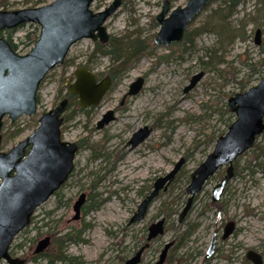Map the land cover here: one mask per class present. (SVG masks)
Listing matches in <instances>:
<instances>
[{
    "label": "rangeland",
    "instance_id": "rangeland-1",
    "mask_svg": "<svg viewBox=\"0 0 264 264\" xmlns=\"http://www.w3.org/2000/svg\"><path fill=\"white\" fill-rule=\"evenodd\" d=\"M5 1L6 6H0V10L33 7L35 0ZM51 1L46 0L47 3ZM111 1L94 0L91 9L101 10ZM163 1L122 0L117 11L105 22L107 32L111 37L127 36L129 40L155 36L159 27L154 16L160 11ZM169 1L171 7H176L183 6L187 0ZM224 1L210 3L188 27L199 31L192 47L182 42L180 46L154 44L149 55L133 63L119 77L108 98L94 109L89 121L85 114L75 111L74 106L67 109L61 137L82 142L74 158L73 172L57 194L37 208L30 226L14 237L10 246L12 255L23 256L26 264H47L45 258L30 259L37 241L46 232L57 230L63 234L87 224L89 226L81 234L83 241L68 242L66 255L77 257L83 264H122L120 258L130 255L142 229L154 221L162 204L175 212L168 217V231L144 255L141 264H153L158 258L159 247L166 241L177 240L191 223L196 224L194 231L172 251L173 260L169 264H206L205 252L212 233L219 236L222 232V228L219 230L220 222L228 220L235 222V233L227 241H217V253L210 264H247L244 261L247 250L253 248L261 252L264 246V171L253 166L251 173L247 167L252 149L234 162L239 173L230 179L221 197L222 202H226L224 212L214 210L211 205L212 188L225 170V167H220L194 196L184 222L178 224L176 220V212L187 198L185 188L190 173L213 148V144L208 142L209 136L217 137L227 130V114L221 115L220 108L231 92L238 91L237 81L251 77L249 86H252L262 76L263 67L252 73L247 64L264 57V0L240 3L232 16L223 20L213 10ZM256 28L261 30L259 45L254 43ZM34 30L38 31L36 24L24 23L11 32L10 39L16 45L17 53L25 54L32 48L34 42L28 40L26 34ZM8 34L4 31L0 35L7 39ZM93 46L94 42L88 38L79 40L71 46L63 64L47 73L39 87L38 107L34 115H23L13 123L4 118L2 132L10 135L17 127L22 128L18 135L8 137L4 151L33 131L39 114L51 109L61 98L57 96L59 89L61 96L65 94L67 84L62 86L60 79L67 78L78 64L89 63L96 70H104L108 66L110 60L106 56L87 62ZM166 55H169L167 59H158ZM200 71L204 76L192 90L184 93L191 76ZM145 73L141 91L125 100L124 108L115 113V120L97 130L95 122L100 115L107 108L119 106L128 84ZM144 125L152 127L151 134L130 151L125 142ZM263 140L264 132L256 142ZM180 157L186 158L185 163L168 190L153 201L141 223L129 226L123 233L122 227L141 199L138 191L168 172ZM250 165L255 163L252 161ZM81 192L89 195V201L84 205L86 212L79 220L71 221L73 202ZM0 264L5 262L0 261Z\"/></svg>",
    "mask_w": 264,
    "mask_h": 264
},
{
    "label": "water",
    "instance_id": "water-1",
    "mask_svg": "<svg viewBox=\"0 0 264 264\" xmlns=\"http://www.w3.org/2000/svg\"><path fill=\"white\" fill-rule=\"evenodd\" d=\"M94 0H53L52 2L16 10H0V31L17 27L23 23H34L39 27L37 39L25 54H18L9 42L0 36V261L6 264H24V259L12 257L8 250L14 237L29 222L34 210L44 202L66 180L73 167L77 151L74 142L63 141L60 126L68 101L61 99L53 108L38 116V125L23 140L7 151L1 150V129L3 118L10 122L19 117L32 116L37 112V92L46 74L61 65L70 49L77 41L89 38L105 43L109 34L105 21L117 10L122 0H113L104 9L93 11L90 6ZM211 2V0H187L183 6L170 7L164 0L160 11L155 15L159 28L154 37L156 45L168 46L181 42L189 23ZM260 30L255 32V43L259 44ZM204 76L200 71L189 80L184 93L192 90ZM144 79L138 76L126 95H136L142 88ZM108 77L97 82L96 75L84 66L74 70V79L67 91L76 95L79 107L97 105L108 90ZM227 107L234 114L224 134L220 135L205 159L190 173L186 187L189 195L182 208L179 220L185 216L192 205L193 196L200 192L205 181L215 171L226 165L225 173L213 186L212 198L216 201L228 181L233 177V162L249 150L256 138L264 132V74L259 81L242 92H236L227 99ZM113 111L108 110L98 121L97 128L113 120ZM148 126L138 128L126 145L134 148L151 133ZM185 163L180 157L163 176L157 177L152 190L141 200L129 219V224L139 222L145 216L150 201L161 189L172 181ZM84 201L81 194L74 204V219L79 217V208ZM163 219L149 227L148 239L162 232ZM233 223L224 228L223 238L232 231ZM215 236L209 249L213 248ZM48 240H40L35 251H41ZM142 248L129 258L125 264H136ZM166 247L160 254V264ZM246 257L254 264H262L259 253L250 250Z\"/></svg>",
    "mask_w": 264,
    "mask_h": 264
},
{
    "label": "trees",
    "instance_id": "trees-1",
    "mask_svg": "<svg viewBox=\"0 0 264 264\" xmlns=\"http://www.w3.org/2000/svg\"><path fill=\"white\" fill-rule=\"evenodd\" d=\"M215 0H211V3L214 2ZM247 0H225L221 5H219L215 10H213V13L217 16H220V19H227L232 16V14L235 11V7L240 4L244 3ZM259 2H262L263 0H258ZM47 3L46 0H35L33 6H38ZM0 6L5 7L6 6V1L5 0H0ZM196 18L192 20V22L188 25V27L194 22ZM153 20V19H152ZM154 25L155 22L153 21ZM22 26V25H20ZM19 27V26H18ZM16 27V28H18ZM186 28L182 40V44L186 45L188 43L191 47L193 45L195 37L198 35V30L196 29H188ZM14 28V29H16ZM14 29L7 30L9 32L7 39L10 42L11 46L13 48L16 47V45L11 42L10 36L11 32L14 31ZM257 29V28H256ZM37 30L28 32L26 34V38L32 42H34L37 38ZM137 34V32H135ZM153 37L146 38V39H140L139 37L133 38V39H128L127 36L125 38H114V37H109V39L105 43H99L95 42L93 49L87 56V62H91L95 57L98 56H106L109 60L110 63L106 67V73L110 75V77L115 81L118 77H120L121 74L125 73L127 69L135 62H137L140 58L147 56L150 54V49L153 47L154 42H153ZM123 39L125 41L123 42ZM181 43V42H180ZM177 46H180V44H175ZM263 48H261L262 50ZM169 55L166 56H159L158 59H167ZM83 64H78L77 66H80ZM89 70L92 69V67L89 65V63L84 64ZM249 69L251 70L252 73H256L260 67H263L262 74L264 73V57L259 59L257 62L254 63H249L247 64ZM206 67V65H205ZM208 69V68H207ZM260 72V71H259ZM100 75H103L104 72H100ZM73 72L67 77V78H61L60 82L62 86L66 85V88L70 81L73 79ZM251 77L247 78H242L238 83V91L242 92L244 91L247 87H249L251 83ZM61 89L58 91V97L61 96ZM230 94H233L231 92ZM228 95V93H226ZM64 96L68 97L69 100V107L74 106V110L80 113H87L86 109H82L77 107L76 103V96H71L65 92ZM221 110V115L227 114V118L225 120L226 127L231 123V121L234 118V115L228 110L227 104H223V107L220 108ZM22 131V128L17 127L12 131L10 134L11 136H16ZM220 133L219 135H221ZM9 134L2 132V141H1V148L4 147V145L7 142L8 137L10 136ZM218 135V136H219ZM217 136V137H218ZM213 135L209 136V143L214 144L216 138ZM82 142H79V145L81 146ZM252 157L248 161L247 167L250 169V172L253 173V166H256L260 168L262 171H264V140L255 142L254 145L252 146ZM254 162L255 165H250L251 162ZM238 168L236 164L234 163V174H238ZM223 202H211L212 207L214 210H222L224 204ZM54 235H56V232H53ZM80 233L81 229H77L74 232H69L65 234L64 236H54L52 244L48 251L44 254L37 255L33 259H37L40 256H44V258L47 260L48 264H55L56 262H60L62 264L63 262H68V263H77V264H83L81 260H79L77 257H71L66 255L65 249H64V243L68 240H72L74 242H78L81 240L80 238ZM244 260H246L244 258Z\"/></svg>",
    "mask_w": 264,
    "mask_h": 264
},
{
    "label": "flooded vegetation",
    "instance_id": "flooded-vegetation-1",
    "mask_svg": "<svg viewBox=\"0 0 264 264\" xmlns=\"http://www.w3.org/2000/svg\"><path fill=\"white\" fill-rule=\"evenodd\" d=\"M113 1V0H112ZM111 1V2H112ZM110 2V3H111ZM110 3H108V4H110ZM122 3V2H121ZM107 4V5H108ZM106 5V6H107ZM106 6H104L102 9H104ZM120 7V6H119ZM118 7V8H119ZM117 8V9H118ZM101 9V10H102ZM99 11V10H98ZM117 11V10H116ZM115 11V12H116ZM114 12V13H115ZM113 13V14H114ZM112 14V15H113ZM7 30H11V29H6V30H3V31H0V34L2 33V32H4V31H7ZM261 31V30H260ZM255 32L256 31H254V43H255ZM109 37H110V35H109ZM109 39V38H108ZM91 41H93V40H91ZM96 41H98V40H96ZM96 41H93L94 43L96 42ZM10 43V42H9ZM260 43V42H259ZM256 44V43H255ZM11 45V44H10ZM12 47V46H11ZM13 48V47H12ZM14 50H15V48H13ZM84 65V64H83ZM106 69L107 68H105L104 70H96V69H91L93 72H94V74L96 75V77H97V82L98 81H100L101 79H103V78H106V77H108L109 79H110V85H109V88H108V90L106 91V93L104 94V96H103V98H102V100L97 104V105H90V106H87V107H79V105H78V99H77V96L76 95H71L70 93H68V91H67V88H66V91H67V93L69 94V95H71V96H76V103H77V107H79V108H82V109H86L87 110V113H83V114H85L86 115V117H87V120L89 121L90 119H91V116L94 114L93 113V111H94V109L104 100V99H106V98H108V94H109V92L113 89V86H114V84H115V82L119 79V77L115 80V81H113V79L110 77V75L108 74V73H106ZM100 72H104V74L103 75H100L99 73ZM124 74V73H123ZM123 74H121L120 75V77L123 75ZM146 74L147 73H145L144 75H138V76H142L143 77V79H144V81H145V76H146ZM138 76H136L131 82H133ZM192 77V76H191ZM131 82L128 84V88H127V90L124 92V94L121 96V99H120V102H119V106H117V107H112V108H107L106 109V111H104L101 115H100V117L96 120V122H95V128L97 129V130H100V129H102L103 127H105L106 125H108L110 122H112L113 120H115V118H116V115H115V113L118 111V110H121V109H123L124 107H122V105L124 104V102H125V100L127 99V98H129V97H131L130 95H126V93H127V91H128V89H129V85L131 84ZM199 82V81H198ZM197 82V83H198ZM189 83V82H188ZM188 85V84H187ZM186 85V86H187ZM196 86V85H195ZM185 88V87H184ZM140 92V91H139ZM138 94V93H137ZM134 96V95H133ZM59 97H61L60 99H59V101L61 100V99H63V98H66L67 99V101H68V104H67V107H66V109H65V111L62 113V117H63V120H62V123H61V126H60V132H61V135H62V132H63V124H64V122H65V120H66V118H67V115H66V111H67V109L68 108H70V107H72V106H70L69 107V100H68V97L67 96H64V95H62V96H59ZM58 101V102H59ZM57 102V103H58ZM56 103V104H57ZM55 104V105H56ZM108 110H112L113 111V120H111V121H109L107 124H105L103 127H101V128H97V123H98V121L99 120H101L102 119V116H103V114L104 113H106ZM76 111V110H75ZM145 126V125H144ZM146 126H148V125H146ZM143 127V126H142ZM148 127H150V126H148ZM151 129H152V127H150ZM137 130V129H136ZM135 130V131H136ZM134 131V132H135ZM133 132V133H134ZM152 132V131H151ZM132 133V134H133ZM132 134L130 135V137L132 136ZM151 134V133H150ZM61 135H60V137H61ZM129 137V138H130ZM149 137V136H148ZM147 137V138H148ZM129 138L127 139V141L129 140ZM146 138V139H147ZM61 139H62V137H61ZM145 139V140H146ZM63 141H67V140H64V139H62ZM144 140V141H145ZM127 141L125 142V147H128V149L131 151V150H133V149H135L136 147H138L139 145H141L142 143H140L138 146H136V147H134V148H130V146L131 145H126V143H127ZM68 142H74V141H68ZM79 142L80 141H78V142H74V143H76V145H77V151H78V149H79V147H80V145H79ZM77 151H76V153H77ZM76 153H75V155H76ZM74 158H75V156H74ZM185 158V157H184ZM185 160H186V158H185ZM183 166V165H182ZM73 168H74V159H73V167H72V170L70 171V173L68 174V176H67V178H66V180L53 192V194L52 195H50L49 197H51V196H53V195H55V194H57V192H58V189L60 188V187H62L66 182H67V180L69 179V177L71 176V174H72V172H73ZM180 171V170H179ZM178 171V172H179ZM224 172H225V170H224ZM167 173V172H166ZM165 173V174H166ZM164 174V175H165ZM177 174V173H176ZM224 174V173H223ZM222 174V175H223ZM221 175V176H222ZM163 176V175H162ZM176 177V175L174 176V178ZM157 178V177H156ZM155 178V179H156ZM173 178V179H174ZM154 179V180H155ZM173 179H172V181H173ZM220 179H221V177H220ZM219 179V180H220ZM171 181V182H172ZM154 182V181H153ZM153 182H152V184H153ZM171 182L166 186V188L165 189H161L160 191H159V193L150 201V203H149V205H148V208H147V211H146V213H145V216H144V218L142 219V220H140L139 222H133V223H128L129 222V219H130V217L132 216V214L134 213V211L136 210V208H137V206H138V204L141 202V200L152 190V184L151 185H148L147 187H144V188H142V189H140L138 192L140 193V201H139V203L137 204V206H136V208H135V210L132 212V214L130 215V217L128 218V220H127V222L125 223V225L122 227V232L123 233H126L127 231H128V228H129V226H131V225H134V224H139V223H141L145 218H146V216H147V214H148V210H149V208H150V206H151V204L153 203V201L155 200V199H157L158 197H159V195L161 194V193H163V192H165L166 190H168V188H169V186L171 185ZM227 186V185H226ZM187 187V186H186ZM225 191H226V187L223 189V191H222V193H221V195H220V197L216 200V201H214L213 200V198H212V193H211V202H220V201H222L221 200V197L223 196V194L225 193ZM185 193H186V195H187V198H188V194H187V192H186V188H185ZM199 193V192H198ZM81 194H83L84 195V201H83V203L81 204V206H80V208H79V217L77 218V219H74L73 217H74V215H75V210H74V204H75V202L78 200V198H79V196L81 195ZM197 194V193H196ZM195 194V195H196ZM48 197V198H49ZM47 198V199H48ZM187 198H186V200H185V202H184V204H183V206L181 207V209H179L177 212H176V220H177V223L178 224H182V222H184V220H185V218H186V216H187V214H188V212H189V210H190V208H189V210L187 211V213L185 214V216L182 218V220H179V215H180V213H181V211H182V208L184 207V205L186 204V201H187ZM194 196H193V200H194ZM46 199V200H47ZM45 200V201H46ZM44 201V202H45ZM87 201H89V195L88 194H86L85 192H81V193H79V195H78V197L76 198V200L73 202V205H72V209H73V215H72V217H71V221H77V220H79L80 218H82V214L84 215L85 214V212H86V210H85V208H84V205H86V202ZM44 202H42L40 205H42ZM222 204H224V206H223V209L222 210H217L216 209V211H218V212H224L225 211V205H226V202H223ZM39 205V206H40ZM212 205V204H211ZM38 206V207H39ZM192 206V205H191ZM37 207V208H38ZM37 208L34 210V212H33V214L31 215V218H30V222H29V225L28 226H30V224L33 222V219H34V215H35V211L37 210ZM213 208V207H212ZM90 209V208H89ZM175 211L173 210V209H170V208H168L165 204H162V206H161V208H160V211H159V213H158V215H155L154 216V221H152V222H149L147 225H146V227L144 226V228L142 229V234L139 236V238L136 240V243H135V246H134V249L132 250V252L130 253V255H127V256H123V257H121L120 258V260L122 261V264H125V262L129 259V258H131V257H133L135 254H136V252L137 251H139L141 248H142V252H141V254H140V257H139V261L136 263V264H141L142 263V261H143V257H144V255L149 251V250H152V248H153V245H154V243H156L158 240H160L164 235H165V233L168 231V229H169V226H168V217L172 214V213H174ZM153 218V217H152ZM160 219H163V223H162V227H163V229H162V232L161 233H158V234H156V235H154L152 238H150V239H148V234H149V227H150V225H152L153 223H155V222H157L158 220H160ZM228 222H232L233 223V228H232V231H231V233L229 234V235H227L226 237H224L223 238V234H224V228H225V226L227 225V223ZM27 226V227H28ZM89 225H87V224H85V225H82V227L81 228H71L70 230H67L65 233H63V234H61L60 232H58L57 230H55V231H49V232H46V234H44L43 235V237H41L38 241H37V243H36V245H35V247H34V250H33V254H32V256L30 257V259L31 260H33V261H36L38 258H44V256H40V257H38L37 259H33L35 256H37V255H41V254H44V253H46L47 251H48V249L50 248V246H51V244H52V241H53V237L54 236H64L65 234H67V233H69V232H74L75 230H77V229H81V233H80V238H81V234H82V232L85 230V229H87V227H88ZM27 227H25V228H27ZM195 227H196V224H193V223H191V224H188L187 226H186V228H185V230L178 236V238H177V240H174V239H172V240H170V241H166V242H164L160 247H159V250H158V258L155 260V262L153 263V264H157V262L159 261V258H160V254L162 253V251L165 249V247H166V253H165V256H164V258H163V261L160 263V264H169V263H171V261L173 260V255H172V251L174 250V249H176L178 246H180L181 244H182V242H183V240H185L186 238H188L190 235H191V233L194 231V229H195ZM24 228V229H25ZM222 228V232H221V234L218 236L217 235V233L216 232H214V233H212V236H211V238H210V241H209V244H208V248H207V250H206V252H205V258H204V262L207 264H210V262H211V259H212V257L217 253V246H216V243H217V241H227L232 235H233V233H235L234 232V230H235V222L233 221V220H228L227 222H220V226H219V230ZM23 229V230H24ZM51 232V233H50ZM53 232H56V235H54V233ZM213 236H215V239H214V242H213V248H212V251H211V253L209 254L208 252H209V249H210V245H211V242H212V238H213ZM43 239H47L48 240V245L43 249V250H41V251H35L36 250V246H37V244H38V242L40 241V240H43ZM79 241H83L82 240V238H81V240H79ZM78 241V242H79ZM68 242H74V241H72V240H68V241H66L65 243H64V249H65V247H66V244L68 243ZM12 243V242H11ZM10 246H11V244H10ZM10 246H9V250H8V252H9V254L12 256V257H19V258H21V259H24V264H26V262H27V260L23 257V256H14V255H12L11 253H10ZM263 249H264V246H263V248L261 249V252H259V251H256V250H254L253 248H251V249H249V250H247L246 252H245V256H244V258L246 259V260H244L247 264H254L252 261H250L249 259H247V257H246V253L248 252V251H250V250H253V251H255V252H257V253H259L260 254V256H261V258H262V264H263V257H264V254L262 253V251H263ZM47 261V260H46ZM60 263V262H59ZM5 264H6V262H5ZM47 264H48V262H47Z\"/></svg>",
    "mask_w": 264,
    "mask_h": 264
}]
</instances>
